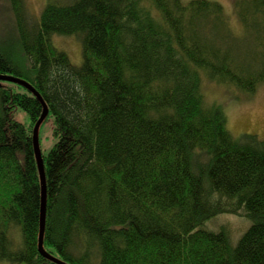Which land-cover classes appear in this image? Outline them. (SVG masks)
Instances as JSON below:
<instances>
[{
	"label": "trees",
	"instance_id": "16d2710c",
	"mask_svg": "<svg viewBox=\"0 0 264 264\" xmlns=\"http://www.w3.org/2000/svg\"><path fill=\"white\" fill-rule=\"evenodd\" d=\"M8 2L18 38L0 44V74L38 89L57 138L45 248L71 264H264V139L237 138L202 90L264 82V0H236L239 32L217 0H60L34 23ZM55 34L80 38L82 64ZM42 110L0 79V264H59L38 248ZM226 213L247 221L238 236L213 224Z\"/></svg>",
	"mask_w": 264,
	"mask_h": 264
},
{
	"label": "rangeland",
	"instance_id": "374dc122",
	"mask_svg": "<svg viewBox=\"0 0 264 264\" xmlns=\"http://www.w3.org/2000/svg\"><path fill=\"white\" fill-rule=\"evenodd\" d=\"M58 1L60 0H26L30 23H34L39 18L43 8L48 3ZM217 1L223 4L235 30L237 32L241 31L242 26L235 8L236 0ZM11 18L13 17L8 0H0V44L2 43L7 49L10 47L12 40L18 38V30ZM52 39L59 49L68 53L72 63L76 65L82 64V43L77 35L55 34ZM202 90L207 103L218 104L223 108L227 116L228 127L237 138L244 133H254L264 139V82L260 83L254 92H245L234 86L219 84L204 77ZM14 116L22 123L30 124L31 117L25 110L17 108ZM53 131L54 119L53 116H49L43 121L39 131L41 150L44 154L48 153L57 140ZM223 222H228L234 236H238L248 225L247 221L242 217L227 213L218 216L213 221V224Z\"/></svg>",
	"mask_w": 264,
	"mask_h": 264
},
{
	"label": "water",
	"instance_id": "95a60500",
	"mask_svg": "<svg viewBox=\"0 0 264 264\" xmlns=\"http://www.w3.org/2000/svg\"><path fill=\"white\" fill-rule=\"evenodd\" d=\"M0 79L12 81V82H15L27 88L30 92H32L40 100V102L43 105L42 114L37 120L36 124L34 125V129H33L35 155H36L38 167L40 170L41 184H42V203H41L40 235H39V241H38V248H39L40 253L44 257L52 261H55L59 264H71L67 262L66 260L62 259L61 257H58L50 253L44 246V234H45V228H46V213H47V185H46L45 164H44L43 153H42L41 145H40L39 131H40V127L42 126L43 121L46 119L49 113V106L47 102L45 101L44 97L42 96V94L38 91V89H36V87L29 80L21 76H18L16 74H12V73L0 74Z\"/></svg>",
	"mask_w": 264,
	"mask_h": 264
}]
</instances>
